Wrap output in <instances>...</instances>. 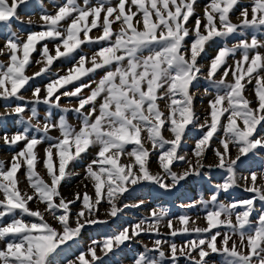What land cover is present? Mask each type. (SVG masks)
<instances>
[{"label":"snow or ice","instance_id":"snow-or-ice-1","mask_svg":"<svg viewBox=\"0 0 264 264\" xmlns=\"http://www.w3.org/2000/svg\"><path fill=\"white\" fill-rule=\"evenodd\" d=\"M30 3L0 0V56H7L0 61V100L24 101L23 92L31 88L32 105L27 120L24 104L0 112V119L15 116L26 125L0 135V144L19 148L9 161L0 159V264H109V255L142 234L161 235L162 225L170 237L194 233L197 238L182 245L159 238L151 247L142 244L133 264H179L181 258L210 264L214 254L222 258L220 264H264V208H256L257 201L264 202V172L237 176L238 163L264 153V39L252 35L219 46L207 66L200 63L213 43L245 32L264 33V0H249L247 6L242 0H208L203 15L196 11L198 0H63L38 22L19 15ZM13 24L40 30L20 36L11 30ZM94 30L100 35H92ZM86 45H98V50L80 54ZM37 52L39 59H33ZM60 60L72 63L53 72ZM32 66L39 67L29 76ZM97 71L103 72L98 80L84 82ZM37 78L47 83L33 88ZM201 79L207 82L205 95L215 90L203 123L198 122L193 91ZM62 98L73 106H63ZM38 104L75 112L79 127L63 116L53 122L50 111L41 123ZM190 126L202 133L192 158L182 152ZM52 130L59 135L51 136ZM42 143L48 146L41 157ZM93 148L81 181L85 190L64 197L62 184L79 175L76 165ZM209 150L216 163L206 165ZM181 165L182 171L174 170ZM205 168L228 174L215 186L217 194L182 205H203L205 226H191L201 217L187 214L174 223L166 209L156 208L80 247L88 228L107 226L125 209L144 204L122 203L126 193L144 184L171 191L190 176L207 175ZM22 170L23 180L18 175ZM241 182L251 198L218 200L219 191L226 193Z\"/></svg>","mask_w":264,"mask_h":264},{"label":"rangeland","instance_id":"rangeland-1","mask_svg":"<svg viewBox=\"0 0 264 264\" xmlns=\"http://www.w3.org/2000/svg\"><path fill=\"white\" fill-rule=\"evenodd\" d=\"M63 0H31L30 5L27 9H22L19 12V15L21 18L25 21L30 17L34 22L39 21V16L44 13H52L55 11L57 5L61 4ZM93 3L99 2V0H92ZM208 2V0H198L196 11L198 14L203 15V8L205 4ZM242 4L247 6L249 4V0H242ZM239 15V9L236 10V12L232 15V20L236 22V17ZM192 23H194V18L192 20ZM118 27V25H117ZM12 31H16L18 35L24 36L28 31H39L40 28L36 26L28 27L25 25L23 29L21 30V27L19 25L13 24ZM7 32L8 30H4ZM92 35L98 36L100 35V32L94 30ZM252 35H256L259 38L264 39V33L260 32H245L243 36H237L234 39L224 41L221 40L218 44L213 43L210 47L207 49V54L204 56V58L200 61V63L207 66L210 59L215 55L216 49L219 46H224L227 44V46H231L232 44L236 43L241 38L250 39ZM4 43V37L0 35V47H2ZM49 47L51 48L52 45L49 44ZM98 50V45H86L83 46V53L80 54H91L92 52ZM239 56V53H237V57ZM33 59H39V53L33 54ZM0 61H7V56H0ZM72 61H65L60 60L56 62L53 66V72H55L57 69L60 68H67L70 67ZM229 63H232V60H229ZM39 66H32L29 67L27 70V74L31 76L33 72L38 70ZM61 74H64L61 72ZM103 75L102 71H97V73L93 74L92 76L85 78V83L88 82V79H95L98 80L100 76ZM32 87L36 86H43L45 83H47V79H41L37 78L36 81L31 82ZM207 86V82L201 79L198 84V88L194 89L193 91L196 92L195 99H194V106L195 111L197 115L199 116V123H203L204 117H205V110L208 108V101L213 98V95L215 94V90L209 89L211 95H205L204 88ZM251 87V86H249ZM23 95L25 96L24 101L20 100H13L11 102L0 100V112L4 111L5 107H14L17 104H24L26 106V115L25 120H27V117L31 115V107L32 105L28 103V101L31 99V88H29L28 91H24ZM251 98V96H250ZM74 103V102H73ZM61 104L63 106L72 107L73 104L69 103L68 98H62ZM158 104L162 109L165 108V103L163 101H158ZM38 116L40 119V122H45V116L50 111L52 113L50 119L53 122H58L59 118L61 116L65 117L69 123L73 124L77 128L79 127V118L75 112H68L64 113L60 109H50L47 105L44 104H38L36 105ZM26 125L22 123L18 117L12 116V117H4L0 119V135L4 134V132H8L11 134L14 131L21 130ZM35 134V133H34ZM51 136H57L59 135L57 130H52L49 133ZM201 131L198 128L190 126V131L187 132V135L183 142V149L182 152L189 153V158H192L190 153L192 148L194 147V144L197 139L201 136ZM164 135L171 139V134L165 132ZM48 146L47 143H42L39 145V154L42 157L44 155V149ZM215 146H219L218 143ZM22 147V145H21ZM19 151V148H12L5 146L3 144H0V159L4 161H9L11 159V156L14 154V152ZM96 149H92L90 153L86 154L84 156L83 161L78 163L74 169L75 172H78L79 175L73 176L68 182L63 183L61 186V193L66 198H73L75 192L81 191L83 192L85 189L83 188V185L81 184V181L84 179V168L87 163L90 162V160L93 158L94 153ZM235 150L232 151V155L234 156ZM123 159V158H122ZM204 163L207 164H215L216 158L213 155V152L209 150L206 153V158L204 160ZM183 165L177 166L174 168L175 171L180 172L183 170ZM38 170L41 172L42 175H44V171L42 168V165L38 168ZM151 171L153 173L159 171L156 157L153 156L151 158ZM203 172H206L207 175H200V176H190L184 181H181L179 185H177L174 189L171 191H165L163 189H160L158 186L154 184H144L140 187H137L135 191H131L129 193H126V199H123L122 203L124 204H135L141 200L144 201V204L139 207H129L125 209L122 216H120L119 219L115 220L114 222H110L107 226H101L99 228L97 227H91L88 228L86 231L83 232V240L81 243V248L87 246V244L90 242L91 239L96 238L99 239L101 235L105 232L111 234L112 231H115L118 227L122 225H126L129 223H135L139 219H142L149 215L150 211L152 209L156 208H164L168 211L169 217L173 219L174 223L175 218L179 217L181 215L187 214L192 218L201 217V219L196 221L195 225L191 226H205V222L202 219V217L205 214V209L203 205H197L194 208H184L182 205H188L195 201H199L201 199L208 200L213 194H217L216 185L221 184L225 181L227 177V172H225L222 169L217 168H211V169H203ZM250 172H264V153L258 154V155H250L249 157L243 159L241 163H238L237 165V176L241 175H248ZM20 178L23 180V170L21 173L18 174ZM45 179L47 177L45 176ZM84 183H88V181H84ZM24 188H27V184L24 183ZM89 191H91V186L89 185ZM253 196V193H249L244 191L243 184L241 182L240 187H234L229 189L228 192L219 191L218 193V200L224 203H229L232 201L237 200H244L249 199ZM35 207V205H32ZM41 208H43V205H41ZM76 208H79V203H77ZM107 208V205H104V208L101 209V212L104 211V209ZM256 208L257 210L264 208V202H256ZM74 211L76 209H73ZM101 218H104L101 216ZM11 219V218H9ZM166 224V221L164 222ZM177 227L179 225L177 224ZM168 232V229L162 225L161 226V235L157 236L155 233L152 234H142L141 237L136 242L128 243L126 246L122 247L121 250H117L115 252V255H109L106 259L109 261V264H133V261L140 252L143 251L142 244H148L149 247L152 246V242L159 238L161 240H171L177 243L178 245L184 244L187 240L196 239L197 236L194 233L191 234H179L176 237H170L166 233ZM72 253L69 252L68 256L71 257ZM59 259H63L62 257ZM221 257L218 255H212L210 258V264H220ZM179 264H189L188 260L185 258H181Z\"/></svg>","mask_w":264,"mask_h":264}]
</instances>
